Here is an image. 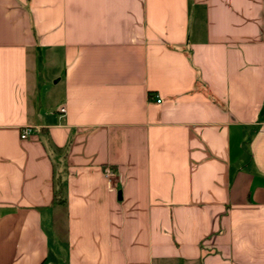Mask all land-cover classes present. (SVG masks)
I'll return each instance as SVG.
<instances>
[{"label":"crops","instance_id":"obj_1","mask_svg":"<svg viewBox=\"0 0 264 264\" xmlns=\"http://www.w3.org/2000/svg\"><path fill=\"white\" fill-rule=\"evenodd\" d=\"M0 264H264V0H0Z\"/></svg>","mask_w":264,"mask_h":264},{"label":"built area","instance_id":"obj_2","mask_svg":"<svg viewBox=\"0 0 264 264\" xmlns=\"http://www.w3.org/2000/svg\"><path fill=\"white\" fill-rule=\"evenodd\" d=\"M158 102L160 103L161 100H158ZM60 111H61V112H65L66 110H65L64 107H62V108L60 109ZM33 134H34V130H33V128H31V127H26V128H24L23 131H22L21 138H22V139H28V138L31 137Z\"/></svg>","mask_w":264,"mask_h":264}]
</instances>
